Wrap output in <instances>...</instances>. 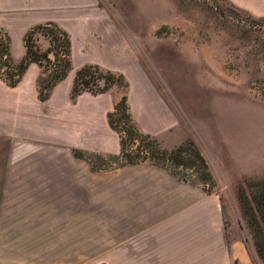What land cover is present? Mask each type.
Returning <instances> with one entry per match:
<instances>
[{
    "label": "rangeland",
    "instance_id": "obj_1",
    "mask_svg": "<svg viewBox=\"0 0 264 264\" xmlns=\"http://www.w3.org/2000/svg\"><path fill=\"white\" fill-rule=\"evenodd\" d=\"M60 14L54 11L53 17L71 35L72 70L44 103L36 94L40 70L36 78L33 69L24 77L23 110L35 125L0 132V218L4 206L11 211L22 207L18 213L25 217L13 223L21 229L14 230L37 234L46 227H29L35 223L29 216L42 213L39 208L33 212L34 205H57L64 222L79 198L85 211L86 255L93 243L106 240L113 230L110 204L116 198L109 191L152 187V179L166 171L148 163L116 168L105 158L93 160L104 170L92 171L73 156L78 150L73 145L79 142L94 144L96 151L89 154L119 153V138L109 128L107 114L126 94L137 128L154 137L160 148L192 143L199 150L213 179L205 190L220 196L227 220L238 217L253 264H264L239 202L248 195V184L264 178V19H251L223 0H86L82 24ZM38 45L48 47L39 35ZM86 64L122 74L128 88L113 87L97 96L85 93L71 101L75 72ZM188 186L202 188L197 181ZM20 188L37 194L21 195ZM46 229L51 239L65 228ZM20 246L41 258L51 247Z\"/></svg>",
    "mask_w": 264,
    "mask_h": 264
},
{
    "label": "crops",
    "instance_id": "obj_2",
    "mask_svg": "<svg viewBox=\"0 0 264 264\" xmlns=\"http://www.w3.org/2000/svg\"><path fill=\"white\" fill-rule=\"evenodd\" d=\"M85 1L0 0V29L10 39L13 63L17 64L25 54L24 36L30 28L58 22L53 17L54 11L66 12L60 14L65 16L61 19L82 24ZM223 1L251 19H264V0ZM31 69L36 70V78L40 69L35 64L29 66L25 75ZM24 77L15 88L7 87L0 79V132L25 131L35 125L23 110ZM93 145L92 142L87 145L79 142L73 147L87 150L85 152L96 151ZM152 180V187L132 186L109 191L116 196L110 204L113 215H109V228L113 230L109 231L106 240L93 243V251L88 255L85 253V211L83 201L79 205V198L76 207L68 209L69 215L65 216L64 222L57 205L33 206V212L39 208L42 213L29 216L35 221L30 228H47L49 225L65 228L51 239L46 228L42 230L45 238L42 231L37 230L36 234L34 230L31 235L26 229L28 234L25 231L23 235L22 230H14L21 229L13 223L25 217L18 213L22 207H14L20 209L11 211L4 206L0 218V264H253L239 219L227 220L219 195L190 187L166 171L161 173L160 179ZM18 192L21 195L37 194L31 188H20ZM37 221L41 223L37 224ZM37 243L51 245L42 258L28 246H20ZM103 243L107 247H101Z\"/></svg>",
    "mask_w": 264,
    "mask_h": 264
},
{
    "label": "trees",
    "instance_id": "obj_3",
    "mask_svg": "<svg viewBox=\"0 0 264 264\" xmlns=\"http://www.w3.org/2000/svg\"><path fill=\"white\" fill-rule=\"evenodd\" d=\"M219 10L222 13L223 10ZM38 35L48 43L45 50L38 45ZM24 48L23 58L14 64L10 54V39L0 29V79L7 87L15 88L22 81L29 66L37 65L41 72L36 81L37 98L43 103L49 99L51 90L66 79L72 70L71 36L57 23L47 22L27 31L24 36ZM113 87H121L124 90L128 88L122 74L103 70L96 64H86L75 72L70 100L75 101L83 93L92 96L105 94ZM107 123L119 138L120 151L117 155L100 157L82 150H73V156L85 160L92 171L104 170L95 165L94 159L105 158L113 162L116 168L148 163L166 170L188 185L193 186L197 181L206 194H211L205 187L212 185V175L199 150L192 143L181 144L171 150L160 148L154 137L140 132L137 128L126 94L121 96L113 105L112 111L107 114ZM247 189L248 195L239 197L240 207L256 255L264 260V178L248 184Z\"/></svg>",
    "mask_w": 264,
    "mask_h": 264
}]
</instances>
